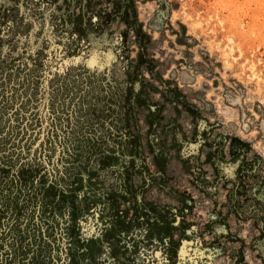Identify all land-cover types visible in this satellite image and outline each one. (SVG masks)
Segmentation results:
<instances>
[{
  "label": "rangeland",
  "instance_id": "obj_1",
  "mask_svg": "<svg viewBox=\"0 0 264 264\" xmlns=\"http://www.w3.org/2000/svg\"><path fill=\"white\" fill-rule=\"evenodd\" d=\"M0 264H264V0H0Z\"/></svg>",
  "mask_w": 264,
  "mask_h": 264
}]
</instances>
